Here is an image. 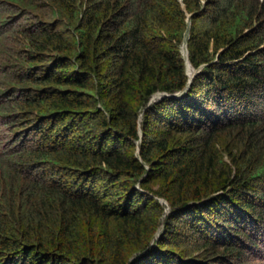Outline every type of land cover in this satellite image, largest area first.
I'll return each instance as SVG.
<instances>
[{"label":"trees","instance_id":"1","mask_svg":"<svg viewBox=\"0 0 264 264\" xmlns=\"http://www.w3.org/2000/svg\"><path fill=\"white\" fill-rule=\"evenodd\" d=\"M0 264H264V0H0Z\"/></svg>","mask_w":264,"mask_h":264},{"label":"rangeland","instance_id":"2","mask_svg":"<svg viewBox=\"0 0 264 264\" xmlns=\"http://www.w3.org/2000/svg\"><path fill=\"white\" fill-rule=\"evenodd\" d=\"M190 69H191V72L188 70V73L187 74H188V76L190 78V81H191V79L196 76L197 71L194 68H190ZM161 94H163V93H158V94L154 95V97H153V99L151 101V104L154 103V102H156L157 100L162 99L164 96L161 95ZM162 202L164 203L165 201H162ZM160 236L161 235H158V237H160Z\"/></svg>","mask_w":264,"mask_h":264},{"label":"water","instance_id":"3","mask_svg":"<svg viewBox=\"0 0 264 264\" xmlns=\"http://www.w3.org/2000/svg\"><path fill=\"white\" fill-rule=\"evenodd\" d=\"M187 65H189L188 67H190V68L192 67V66H191V64H190V62H189V63H187ZM192 79H193V78H192ZM192 79H191V81H190V82H192ZM163 96H164V97H166V95H163Z\"/></svg>","mask_w":264,"mask_h":264},{"label":"bare ground","instance_id":"4","mask_svg":"<svg viewBox=\"0 0 264 264\" xmlns=\"http://www.w3.org/2000/svg\"><path fill=\"white\" fill-rule=\"evenodd\" d=\"M185 50H186V48H185ZM185 53H186V51H185ZM187 54V53H186ZM189 71L191 72V69H189Z\"/></svg>","mask_w":264,"mask_h":264}]
</instances>
